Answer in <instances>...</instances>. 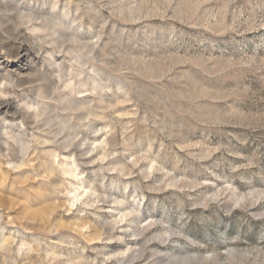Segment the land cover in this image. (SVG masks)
Here are the masks:
<instances>
[{
	"label": "rangeland",
	"instance_id": "obj_1",
	"mask_svg": "<svg viewBox=\"0 0 264 264\" xmlns=\"http://www.w3.org/2000/svg\"><path fill=\"white\" fill-rule=\"evenodd\" d=\"M0 44V264H264V0H0Z\"/></svg>",
	"mask_w": 264,
	"mask_h": 264
},
{
	"label": "bare ground",
	"instance_id": "obj_2",
	"mask_svg": "<svg viewBox=\"0 0 264 264\" xmlns=\"http://www.w3.org/2000/svg\"><path fill=\"white\" fill-rule=\"evenodd\" d=\"M0 45H1V44H0ZM8 104H9V100H6V101H0V106L7 107ZM9 131H10V130H9ZM16 134H18V133H16ZM19 137H20V135H19Z\"/></svg>",
	"mask_w": 264,
	"mask_h": 264
}]
</instances>
